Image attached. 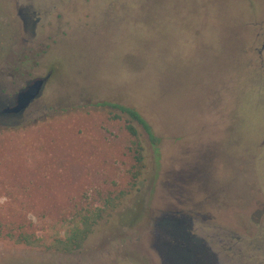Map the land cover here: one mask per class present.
I'll return each mask as SVG.
<instances>
[{
  "label": "rangeland",
  "instance_id": "1",
  "mask_svg": "<svg viewBox=\"0 0 264 264\" xmlns=\"http://www.w3.org/2000/svg\"><path fill=\"white\" fill-rule=\"evenodd\" d=\"M49 73L21 117L0 118V225L49 242L124 198L79 252L0 239V264H165L169 215L218 264H264V0H0V100ZM105 102L160 137L140 128L141 167Z\"/></svg>",
  "mask_w": 264,
  "mask_h": 264
},
{
  "label": "trees",
  "instance_id": "2",
  "mask_svg": "<svg viewBox=\"0 0 264 264\" xmlns=\"http://www.w3.org/2000/svg\"><path fill=\"white\" fill-rule=\"evenodd\" d=\"M102 106L108 109L112 120H121L124 122L126 131L134 139L132 141V149L134 151L136 165L141 167L144 161V149L140 128L147 134L149 141L154 146H157L161 142L160 137L154 132L146 118L137 110L111 102H105ZM141 173V170H137L133 173V178L137 180L141 176ZM123 198L124 193H119L115 196L109 194L102 200L101 205L95 208H84L75 214L71 221H68L63 235L55 236L49 242L33 232L23 230V227L18 228V230H9L2 225H0V239L14 245L44 248L46 251L62 254H74L82 250L89 237L94 233L99 222L106 217L112 216L110 213L120 205Z\"/></svg>",
  "mask_w": 264,
  "mask_h": 264
},
{
  "label": "flooded vegetation",
  "instance_id": "3",
  "mask_svg": "<svg viewBox=\"0 0 264 264\" xmlns=\"http://www.w3.org/2000/svg\"><path fill=\"white\" fill-rule=\"evenodd\" d=\"M20 14L27 27L26 17L23 16L22 11H20ZM17 94L8 100H0V118L13 119L21 117L22 114L6 112L8 108L16 104ZM197 215L199 216L200 213H197ZM188 230L189 226L185 225V220L182 217L169 215L163 217L157 223L156 236L161 246L160 252L165 264H218L215 255L206 249L203 241Z\"/></svg>",
  "mask_w": 264,
  "mask_h": 264
},
{
  "label": "water",
  "instance_id": "4",
  "mask_svg": "<svg viewBox=\"0 0 264 264\" xmlns=\"http://www.w3.org/2000/svg\"><path fill=\"white\" fill-rule=\"evenodd\" d=\"M51 73L46 77L37 78L27 84L16 96V104L8 108L6 112L13 114H23L33 102H35L43 93L44 88L50 79Z\"/></svg>",
  "mask_w": 264,
  "mask_h": 264
}]
</instances>
